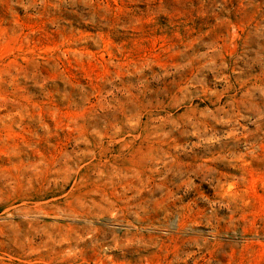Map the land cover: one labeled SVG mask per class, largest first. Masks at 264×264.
Instances as JSON below:
<instances>
[{
	"label": "rangeland",
	"instance_id": "1",
	"mask_svg": "<svg viewBox=\"0 0 264 264\" xmlns=\"http://www.w3.org/2000/svg\"><path fill=\"white\" fill-rule=\"evenodd\" d=\"M0 264H264V0H0Z\"/></svg>",
	"mask_w": 264,
	"mask_h": 264
}]
</instances>
